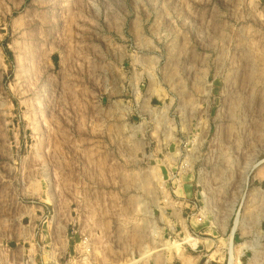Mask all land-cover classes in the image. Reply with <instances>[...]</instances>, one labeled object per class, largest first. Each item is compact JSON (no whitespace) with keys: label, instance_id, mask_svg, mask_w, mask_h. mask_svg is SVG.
<instances>
[{"label":"rangeland","instance_id":"374dc122","mask_svg":"<svg viewBox=\"0 0 264 264\" xmlns=\"http://www.w3.org/2000/svg\"><path fill=\"white\" fill-rule=\"evenodd\" d=\"M0 264H264V0H0Z\"/></svg>","mask_w":264,"mask_h":264}]
</instances>
